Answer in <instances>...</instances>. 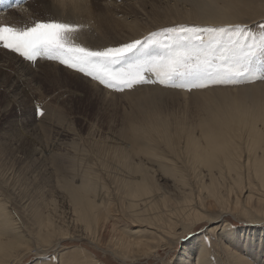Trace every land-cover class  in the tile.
Listing matches in <instances>:
<instances>
[{"label": "bare ground", "instance_id": "6f19581e", "mask_svg": "<svg viewBox=\"0 0 264 264\" xmlns=\"http://www.w3.org/2000/svg\"><path fill=\"white\" fill-rule=\"evenodd\" d=\"M116 1L107 6L109 21H113V14L121 21L115 10L126 15L125 8H118ZM196 2L189 12L181 13L184 20L229 23L246 18L245 12H250L251 7L244 0L237 3ZM68 3L69 0H43L37 5V11L39 14L41 11L44 18L76 21L74 11L79 12L81 7L73 8V11L66 6ZM5 4L9 6L6 0ZM90 5L92 1L83 0L82 7ZM127 26L134 36L144 34L136 22H129ZM98 33L104 41L110 40ZM10 58L14 57L10 55ZM20 64L23 66L22 62ZM42 65L62 69L50 63ZM9 66L11 64L6 60L1 61L0 75L3 74L6 85L16 91L20 88L19 81L16 77L9 79L6 73H13ZM18 70H22V75L30 72L21 67ZM212 96L204 103L201 101L203 114L193 125L185 124L184 119L177 116L169 119V115H164V119L159 120L155 113L150 119L132 121L130 128L124 131L130 148L120 145L122 141L116 142L115 147L96 143L98 151H110L112 161L109 162L116 164L118 169L112 168L108 172L103 163L104 171L98 173L94 167L84 165V169L71 178H59L58 186L71 208L68 212L63 211V218L56 215L59 211L56 200L47 201L42 197L34 202L26 193H16L30 215L28 225L24 227L28 234L20 228V223L18 225L21 222L17 221L19 212L15 215L17 211L9 209L11 203L2 196L4 187L0 188V264H19L34 247L39 256L32 264H57L56 259L43 255L58 246H67L65 251L62 250L58 264H108L105 259H98L96 250L79 240L89 237L97 243L104 242L100 237L101 221L108 216L113 204L126 208L124 212L132 221V227L122 229L113 243L124 254L161 255L163 250L173 249L198 225L209 221L217 223L208 227L206 233L195 236L193 245L189 242L180 264H264L261 259L264 257V230L233 228L229 221L225 222L228 213L255 223L264 220V104L261 98H254L252 105L245 107L241 102L229 101V94ZM131 141L137 145L132 147ZM209 142L219 149L214 160H209L205 152ZM8 173L1 174V183L9 186L13 175L8 176ZM163 178L172 181L171 186L162 185L160 180ZM8 179L11 180L8 182ZM109 182L113 183L114 189ZM139 227L144 233L137 236ZM238 230L243 233H237ZM213 233L214 236L208 238ZM221 235L227 241H222ZM66 237L77 239L67 241Z\"/></svg>", "mask_w": 264, "mask_h": 264}, {"label": "rangeland", "instance_id": "374dc122", "mask_svg": "<svg viewBox=\"0 0 264 264\" xmlns=\"http://www.w3.org/2000/svg\"><path fill=\"white\" fill-rule=\"evenodd\" d=\"M42 1L23 0L20 4L7 6L4 5L5 0H0V21L25 26L34 19H44L41 16L43 13L40 11L39 14L37 11V5L41 4ZM90 1H92L90 7H81L79 12L74 11L73 8L71 10L76 14V21L73 22L86 26L78 37V41L93 48L105 47L129 38L142 36L137 37L131 34V28L127 26L129 22H136L144 34L173 22L219 24L208 19L200 22L192 18L185 20L182 18L181 13L189 12L192 6L197 5L196 1L198 0H117L115 5L121 10L125 8L126 12V15H123L115 10L121 21L114 14L113 21H109L106 14L107 6L113 0ZM207 1L211 3L213 1L215 3L223 1L237 3L239 0ZM244 1L250 3L251 7L248 9L250 12L243 10L245 14L247 13L246 18L234 22L246 23L252 32L264 31V14H260L264 13V0ZM251 13L255 14L250 15ZM97 31L110 40L104 41L100 34H97ZM98 35L99 37H97ZM86 38H89V41ZM10 55L14 58L11 59ZM3 60L11 64L9 69L13 73L7 72L6 74H9L10 80L14 77L18 78L17 85L20 88L12 91L9 85H6L5 76L0 75V150H2L0 156V188L4 187L2 196L6 197L8 204L11 203L8 205L9 209L14 212L17 211L15 215L19 212L20 219L17 221L21 220V222H18V225L20 223V228L26 234L28 231L24 227L28 225L29 220L27 218L30 215L28 210L23 208L24 204L22 205L20 202L22 198L16 193L22 194L24 192L28 195L27 198L33 199L34 202L35 199L38 200L42 197L47 201L56 200L59 209L56 215L63 218V211L68 212L71 208L61 192L60 185L58 186V179L63 176L71 178L74 174L81 172L86 165L94 167L99 171L98 173L103 170V163L108 172L112 168L118 169L116 164L109 162L112 161L110 151H98L96 143H105L108 144L107 147H110L109 145L115 147L117 146L116 142L122 141L119 143L120 145L130 148L131 146L127 142L129 139L125 137L124 131L130 128L132 121L150 119L156 113L155 118L159 120H163L164 115H169V119L177 116V118L182 117L185 124L193 125L203 114L201 105L204 100L209 96L213 97V94L214 96L229 94V101L241 102L245 107L252 105L254 98H261L264 104V80L241 83L233 87H213L206 91H193L191 93L146 84L133 91L120 94L102 89L98 85L96 87L90 83L89 85L84 80L87 78L82 75L45 59H41L33 65L0 48V62ZM21 62L23 66H21ZM45 63L58 65L62 69L55 70L42 65ZM18 67L29 69L28 72L31 73L22 75V70L19 71ZM55 71L57 72L55 73ZM257 75H264V66H257ZM87 81L95 84L89 79ZM37 103L42 105L44 109L45 115L43 117L35 113ZM132 143H134L132 147L137 145L135 142ZM3 151L6 155L3 154ZM101 154L102 157H100ZM104 157L108 158L104 159ZM147 165L152 166L151 163H147ZM3 168L5 173L9 172L8 176L13 175L11 182H9L11 179H8L9 186L1 183ZM160 183L169 187L172 181L163 178ZM108 184L111 189H114L112 182ZM24 203L26 202L24 201ZM110 207L111 204L108 208ZM124 211L127 209L119 207L118 204H113L108 216H104L100 229V237L104 239L103 243H97L89 237L79 240L96 250L99 255L98 259L103 258L108 264H180L189 242H191L190 245H193L195 236L206 233L208 227L217 223L207 221L198 225L191 233L183 236L173 249L163 250L161 255L141 257V255L136 254H124L113 244L114 239L122 229L131 226L132 221ZM226 215L227 220L225 222L229 221L228 223L233 228L264 230V220L255 223L242 216L238 217L230 213ZM218 222L220 221L218 220ZM137 229L140 230L139 233H136L137 236L144 233L143 228ZM237 233L242 234L243 232L238 230ZM209 235L208 238L213 237L214 233ZM220 237H222V241H227L222 235ZM226 237L232 239V237ZM76 239V237L65 238L67 241ZM66 247L52 248L46 253L47 255L43 256L49 257L51 255L58 258L59 262L61 260L60 254ZM36 250L34 247L30 255L25 256L19 264H32L36 261L39 256ZM197 251L198 249L194 255ZM251 256L255 258V255L252 254ZM261 261L263 263V260Z\"/></svg>", "mask_w": 264, "mask_h": 264}, {"label": "snow or ice", "instance_id": "6c2138e0", "mask_svg": "<svg viewBox=\"0 0 264 264\" xmlns=\"http://www.w3.org/2000/svg\"><path fill=\"white\" fill-rule=\"evenodd\" d=\"M66 6L82 7L83 0ZM85 27L54 17L25 26L0 21V48L29 64L58 63L120 94L146 84L191 93L264 80L257 75V66H264V31L252 32L246 23L173 22L100 48L78 41ZM35 113L45 115L39 103ZM205 152L214 160L219 149L209 142Z\"/></svg>", "mask_w": 264, "mask_h": 264}, {"label": "trees", "instance_id": "16d2710c", "mask_svg": "<svg viewBox=\"0 0 264 264\" xmlns=\"http://www.w3.org/2000/svg\"><path fill=\"white\" fill-rule=\"evenodd\" d=\"M111 264V263H110Z\"/></svg>", "mask_w": 264, "mask_h": 264}]
</instances>
